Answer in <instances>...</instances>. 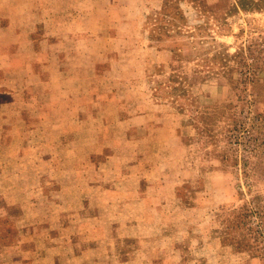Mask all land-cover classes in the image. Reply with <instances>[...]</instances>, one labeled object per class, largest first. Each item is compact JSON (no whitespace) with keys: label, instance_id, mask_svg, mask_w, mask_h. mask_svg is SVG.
<instances>
[{"label":"rangeland","instance_id":"1","mask_svg":"<svg viewBox=\"0 0 264 264\" xmlns=\"http://www.w3.org/2000/svg\"><path fill=\"white\" fill-rule=\"evenodd\" d=\"M1 122L0 264H264V0H0Z\"/></svg>","mask_w":264,"mask_h":264},{"label":"crops","instance_id":"2","mask_svg":"<svg viewBox=\"0 0 264 264\" xmlns=\"http://www.w3.org/2000/svg\"><path fill=\"white\" fill-rule=\"evenodd\" d=\"M2 124L0 125V127H2V128H0V136L2 135V134H5V132H6V126H4V124H3V122H1ZM4 127V128H3ZM1 138H2V140L4 139V137H2L1 136ZM7 196V195H6ZM7 199H8V201L10 202L12 199L10 198V197H7Z\"/></svg>","mask_w":264,"mask_h":264}]
</instances>
